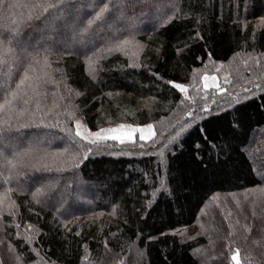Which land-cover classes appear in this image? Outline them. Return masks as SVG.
Wrapping results in <instances>:
<instances>
[{"label": "trees", "instance_id": "obj_1", "mask_svg": "<svg viewBox=\"0 0 264 264\" xmlns=\"http://www.w3.org/2000/svg\"><path fill=\"white\" fill-rule=\"evenodd\" d=\"M56 2L5 0L0 6V40L14 53L10 64L0 63V193L14 201L10 209L0 202L2 264H118L126 258L129 264H201L202 248L207 259L222 254L220 260L231 264L228 245L254 253L246 264H264V0H121L126 19L84 52L56 49L54 36L38 49L22 50L19 40L39 35L47 19L63 29L61 12L92 5L80 24L86 28L97 5L103 6L101 0H67L62 10H49L58 15L43 11ZM113 3L89 32L106 23L118 7ZM157 9L165 11L152 27L148 12ZM131 18L146 21V29H127ZM131 38L144 44L141 54L120 47ZM233 60L239 68L227 69L222 79L234 91L220 96L200 90L198 70ZM14 64L24 73L52 72L48 80L37 78L59 107L29 108L36 114L31 122L6 123L4 114L24 107L22 94L12 97L21 74ZM175 84L187 87L190 96ZM72 107L92 130L108 123H154L156 135L93 145L76 135ZM29 132H48L53 139L12 144L14 135ZM8 144L14 147L5 149ZM56 150L65 153L62 159L47 156ZM38 177L32 188L21 185ZM65 187L70 194L89 188L94 199L81 193L91 203L62 214L57 206L46 209L44 202ZM233 196L251 211L241 218L251 228L241 224L235 236L220 226L223 209L213 207ZM65 198V207L76 200ZM205 215L209 234L201 228ZM25 229L34 231L30 239Z\"/></svg>", "mask_w": 264, "mask_h": 264}, {"label": "rangeland", "instance_id": "obj_2", "mask_svg": "<svg viewBox=\"0 0 264 264\" xmlns=\"http://www.w3.org/2000/svg\"><path fill=\"white\" fill-rule=\"evenodd\" d=\"M115 3L118 5L117 9L112 13V15H110L109 19L106 21L105 24L99 25L94 31L89 32V30H88L87 32H83L82 30L84 29V27L81 28V25H80L82 20L88 18L90 16V14L92 13V9H93L92 5H89L86 9H83V8H75V10H72V9L67 10L66 9V11L64 10L63 12H61L58 15V17H60L64 20V25L66 28L62 29L60 27L55 26L54 20L52 18H49L46 21H44L38 27L37 31H38L39 35L34 34V36L29 37L30 38L29 40H21L20 39L18 42L19 47L25 51H29L28 49H32V50L38 49L42 45V43L45 41L46 38H48L50 36H54V41L52 43V46L55 47L56 49H59V50L69 49L75 53H82L87 48L93 47L96 44L100 43L104 39L106 34L114 31L115 27L120 23L121 20L126 19V15H125L123 8H122L121 0H115ZM166 8H168V7H166ZM157 11H158V9L148 12V13H151V16H152V22H151L152 27L158 26V24L160 23L159 22L160 16L162 18V16H163L162 13L165 10L163 9V10H161V12H158V13H161L158 18L155 17V15L158 14ZM145 24H146V21H144V20L143 21L142 20L135 21L134 18H131V20H129V21L127 19V21H125V23H124V25H126L125 27L127 29L136 28L140 31H143L146 29ZM72 25H74L78 30H81L79 35L77 34V32H74L72 30V27H71ZM2 28H4L5 30H10V31L12 30L7 25H2ZM91 32H93L94 34L91 35L92 34ZM77 36H79L78 40L75 39V37H77ZM74 42H76L75 47H72V43H74ZM125 42H127V43H125ZM120 45H121L120 47H123V48L130 46L131 50L134 54H138V53L141 54V52L144 48V44L135 38L124 39ZM3 47L9 49L10 51H8L6 54L0 56V58H2V60L5 61L6 64H10L11 63L10 57L11 56L13 57L14 53H13L12 49L6 43H3ZM235 60H233L230 63L206 66L207 68L198 70L197 72L199 74H197V76H200V79H201L200 80L201 81L200 82L201 83L200 90L206 91V92L207 91L212 92V90H214L220 96H223L224 94H230V92L234 91L232 89H230V90L225 89L224 83L226 82V80L222 79V75L228 73L227 69L231 70V68L233 71L236 72V69L239 68V66H238L239 63H238V61H235ZM16 62H17V60H16ZM14 66L21 73V74H19L20 78L17 81V83H18L17 85H19L20 80L24 76V70H21L20 68H18L17 64H14ZM213 66H216V67H213ZM208 67H213V68H208ZM51 74H52V72H51ZM51 74L46 75L42 71H39V72L37 71V72L29 74L31 77L34 78V83H38L41 85L38 88V92H39L38 96L33 94L32 90L27 87V84L22 86V89L17 88V86L14 88V92H16L17 95L22 94L24 96V98H23L24 100H28L29 97H31V100L26 105L24 104L23 108L13 106L14 109L12 108L13 110H11V112H7V115L4 114L6 123L16 124V125H24V124L31 122L34 119V117L36 116V114H34V113L31 114V112L29 111V108L30 109H38L41 111H43V110L48 111L50 107L55 106L54 109L59 107V102H56L55 100H53L50 97V95L48 94L49 92L47 91L45 83L43 81H41L40 78L35 79L39 76H44L43 78L45 80L47 78V80H48V76ZM205 75H207L209 77V79L207 81L203 80V77ZM213 76L217 77L218 79L216 81H214L213 79H211V77H213ZM205 83H207L209 85V87L207 89H205V87H204ZM216 83H219L220 88L224 89L223 92H220L219 89H217L216 87L213 86ZM1 86H3L2 83H0V88H1ZM139 86H142V84H140ZM185 88H187V87H185ZM190 93L191 92H189V91L184 92L185 98L190 96ZM0 95H1V92H0ZM22 104H23V101H22ZM71 110H72L71 119L74 123L73 127H74L75 131H77L76 121H80L81 124L83 125V127H81L79 130L84 134H87V130H90L91 132H95L101 128H116L121 124L126 126L124 129L121 130V134H125V133L130 132L131 129L128 128L127 126L145 127L148 124H152L153 130L155 131V129H156L155 128L156 124H154V123H148L145 125H136V124H132L130 122H118V123H108L105 125H101L98 129L92 130L89 128L88 124L86 123L84 116L79 114V111H77L75 107H72ZM21 112L23 113L22 115H20ZM144 134L149 135V132L146 129V127H145ZM140 135L141 134L139 132L135 133L134 134V140L139 139ZM47 139L49 141L51 139H53L52 136L50 135V133H48V132H39V133L29 132V133H24V134L23 133L16 134L11 139V141H12L13 145H20L23 143H31V144L35 143L36 144V143H39L40 141L44 142ZM13 147L14 146L9 145V144L5 145V149H12ZM64 155H65V153L61 150H56V151H53V152H50L49 154H47V156L49 158L58 157L61 159L64 157ZM38 159H42V156L39 155ZM7 160L10 161L9 159H7ZM13 161H15V159L11 160V162H13ZM41 162H46V159H43ZM8 163L10 164V162H8ZM37 179H38V182H37ZM43 180L46 181L47 178L44 177ZM78 180H82L80 175H78ZM40 181H41V177L30 178V179L24 180V182L21 185L23 187H25L26 189H29L30 187L32 188L35 185H37V183H39ZM59 181H60V179H56V182H54L55 183L54 185L58 184ZM47 184H48V181H47ZM54 188H55V186H54ZM93 189H94V187H93ZM60 193H62V194L59 195ZM81 193L86 194V195L90 196L91 198H93V196L91 195L92 192L89 190V188L84 189V187H82V188L79 187L73 193L71 192V194H70L69 188L65 187L62 192H58V195L56 196V198L44 202V205H45L46 209H52V208H55L57 206L58 208H60L58 211L61 214L64 213L65 211L66 212H73L76 209L84 207L88 203H91V201H89L88 199L82 200L80 198ZM68 195H74L76 197V200L73 204H70V207H65L66 204L70 203V201L66 200V198H65ZM95 200L96 201L99 200L98 196L95 197ZM0 202L4 203L6 205V209H10L11 206L14 205V201L9 197V195L4 194V193H0ZM213 207H214L215 211L220 209V208L223 209V214H222L223 218L220 219L221 220L220 226H222L223 229L226 230L227 232L229 231L230 234L233 233L231 236H235V234L237 233V230H235V229H237V227L241 226V224L244 228H251L250 227L251 223H244L241 221L242 216H244V214L251 212V211H250V206L248 205V203H245L243 199L239 198V196H235V197L233 196V197L229 198L227 204L222 200V202H219V204L218 203L213 204ZM204 209L206 210V208H204ZM205 210H204V212H205ZM211 211L212 210L209 208L208 209L209 213H207L206 215L210 216ZM206 215H205V220L203 219V221L201 222V228H203L206 231V233H208V232H210V230L209 229L207 230V227L212 229V226H210L211 222ZM218 228H219V226H218ZM25 230H26V232H25L26 237L32 236L29 233L33 234L34 231L28 230V229H25ZM207 240H208V242H210L213 239L211 238V236H209V237H207ZM212 247L214 248V247H216V245L211 244L209 248H212ZM225 248H226L225 251L229 253V254L225 253L226 258L229 259V262L231 264H235V262L231 260V256L235 253V250L237 248L236 247L235 248L229 247V245L226 246ZM241 250L243 251V249H241ZM242 251L239 252V258L241 260V264H246L245 260L247 261L248 258H252V256H254V253H250L248 250H245L246 253L244 254L245 251L243 253H242ZM197 252H198V258H199L201 264H207V263L224 264L225 263L224 260H220L222 257V254H220V255L216 254V256H214L215 254H212V256L207 259V257H206L207 250L206 249L202 248V249H199ZM218 253H220V251ZM89 264H93V262H91ZM118 264H129V262H127V258H126V259H121V261L118 262ZM130 264H132V262ZM247 264H248V262H247Z\"/></svg>", "mask_w": 264, "mask_h": 264}, {"label": "snow or ice", "instance_id": "obj_3", "mask_svg": "<svg viewBox=\"0 0 264 264\" xmlns=\"http://www.w3.org/2000/svg\"><path fill=\"white\" fill-rule=\"evenodd\" d=\"M5 0H0V6H2L4 4ZM67 3V0H57V2L55 4L53 3H47V7H43V11L44 12H48L50 16L52 15H58V13L55 12H50L49 10H62L61 6L63 4ZM112 3L113 6V0H107V2H105V0H101V4L103 6L97 5V10L95 12V15L93 17V19L88 21V26L86 28H84L82 31L83 32H87L88 28L91 27L92 24L96 23V21L102 20L105 16L106 13H108L110 11V7L109 4ZM72 30L74 32H77V34L79 35L81 30H78L74 25L71 26ZM6 38V37H5ZM3 40H0V56L6 54L8 51H10L7 48L3 47ZM127 43V42H125ZM89 60H91V58H89ZM0 63H5V61H3L2 59H0ZM29 71H31V68H29L28 71H25L23 78L20 80L19 85H17V88L22 89V86H24L25 84H27V87L30 88L33 92L34 95H39L38 92V88L41 86L38 83H34V78L31 77L29 75ZM35 79H39V78H35ZM209 79V77L207 75H205L203 77L204 81H207ZM211 79H213L214 81H216L218 78L213 76L211 77ZM228 82V81H226ZM171 83V82H170ZM176 88L180 89L181 91H187V89L185 88V86L181 85V84H175L174 85ZM214 87H216L217 89H219L220 92H223L224 89L220 88L219 83H216L215 85H213ZM205 89H207L209 87V85L207 83H205L204 85ZM257 87H259V85H257ZM245 91H249V89H245ZM12 97L13 99L17 98V93L13 92L12 93ZM31 100V97H29L28 100H23V104H27L29 103V101ZM2 107V106H0ZM204 111H207L208 109L205 108L203 109ZM23 113L21 112L20 115H22ZM190 115V114H189ZM76 125H77V131H76V135L79 136L81 139L87 141L90 144L93 145H98L102 142L108 141V140H112V141H118L120 144H125L126 142H134V134L139 132L141 135L139 136L140 141H148L150 139H152V137H154L156 135L155 131L153 130V125L152 124H148L146 125V129L149 132V135H145V127H132V126H127L128 128H130V132L125 133V134H121V130L124 129L126 126L121 124L116 128H101L98 131L95 132H91L90 130H87V134L82 133L79 129L81 127H83V125L81 124L80 121H76ZM179 133H177L178 135ZM89 151H91V149H89ZM38 182V179H37ZM39 190L34 194L36 196H38ZM19 227V225H17ZM31 225H29V229H31ZM250 231V230H249ZM26 239H30V237L26 238ZM239 249L235 250V253L231 256V260L235 262V264H241V260L239 258ZM17 259H19V257H17ZM0 264H2V261H0Z\"/></svg>", "mask_w": 264, "mask_h": 264}]
</instances>
